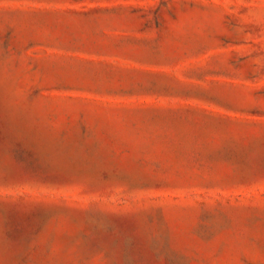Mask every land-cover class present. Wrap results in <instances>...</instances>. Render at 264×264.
I'll return each mask as SVG.
<instances>
[{
    "label": "rangeland",
    "instance_id": "rangeland-1",
    "mask_svg": "<svg viewBox=\"0 0 264 264\" xmlns=\"http://www.w3.org/2000/svg\"><path fill=\"white\" fill-rule=\"evenodd\" d=\"M0 264H264V0H0Z\"/></svg>",
    "mask_w": 264,
    "mask_h": 264
}]
</instances>
